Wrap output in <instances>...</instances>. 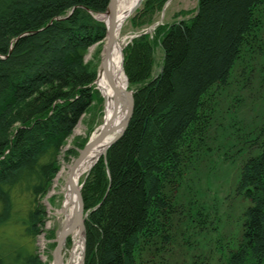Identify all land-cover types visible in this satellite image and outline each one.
Wrapping results in <instances>:
<instances>
[{
    "label": "trees",
    "instance_id": "1",
    "mask_svg": "<svg viewBox=\"0 0 264 264\" xmlns=\"http://www.w3.org/2000/svg\"><path fill=\"white\" fill-rule=\"evenodd\" d=\"M166 1L144 0L134 28L154 22ZM108 4L0 0V264H42L34 247L44 226L41 198L78 121L100 99L85 56L106 36L95 16ZM196 5L193 14L158 25L153 37L137 36L122 50L132 115L81 188L83 264L144 263L171 207L164 186L182 151L203 134L208 103L228 86L235 62L252 71L254 49H262L264 0ZM84 145L73 140V148ZM260 145L241 166L236 191L250 205L225 264H264V137Z\"/></svg>",
    "mask_w": 264,
    "mask_h": 264
},
{
    "label": "rangeland",
    "instance_id": "2",
    "mask_svg": "<svg viewBox=\"0 0 264 264\" xmlns=\"http://www.w3.org/2000/svg\"><path fill=\"white\" fill-rule=\"evenodd\" d=\"M143 2L120 31L121 50L137 36L153 37L158 25L188 17L197 6V0H167L154 15V22L137 30L133 23ZM103 44L104 40L98 44L94 61L89 63L94 73ZM254 51L257 55H254L256 61L251 62L252 71L245 69L244 60L240 64L239 60L235 62L228 86L217 90L207 105L209 121H206L203 134L198 132L188 144L191 145L189 152L182 151L178 171L164 186L171 203L168 216L161 221L153 246L145 248L143 264H225L227 254L235 248L241 235L243 213L250 205L236 191L241 166L260 153L264 137L260 135L264 129V42L261 50ZM131 87L128 84L129 91ZM102 113L100 98L82 115L62 148L59 169L41 198L45 209L44 226L34 247L42 264L53 263L52 252L60 228L55 211L61 206L60 184L64 180H59L55 188L54 180L61 168L72 165L82 150L73 148V140L79 139L86 144L101 124ZM70 148L72 154H68ZM88 175L82 178L83 183ZM70 251L68 240L63 250L64 264L69 261ZM83 257L81 252L79 264H83Z\"/></svg>",
    "mask_w": 264,
    "mask_h": 264
},
{
    "label": "bare ground",
    "instance_id": "3",
    "mask_svg": "<svg viewBox=\"0 0 264 264\" xmlns=\"http://www.w3.org/2000/svg\"><path fill=\"white\" fill-rule=\"evenodd\" d=\"M142 2L143 0H115V23L112 36L113 45L109 53V58L107 62H105V67H103L102 63L105 56L104 48L113 25L111 23V15L104 13L103 15L96 16V18L101 19L105 25L106 39H104V47L99 53L95 79L91 87L100 96L103 102V113L102 122L91 136L90 141L94 140L103 130H106L107 134L99 142L90 147L71 175H69V169L72 165L62 167L54 180V188L58 187L59 180H64L63 183L60 184L61 194L63 196L61 206L55 211L60 226L57 236L62 231H68L80 217L79 202L76 192H81L83 186V181L81 180L89 173L96 162L103 157L106 150L111 146V142L121 133L129 117L131 94L128 90V81L122 67V50L118 43V36L126 21ZM99 43L92 45L88 49L85 56L86 63L94 61L93 57ZM116 92L119 93L118 111L114 119H112V113L116 103ZM68 240H70L71 243V251L67 264H79L80 254L83 249V231L81 227L74 229L68 238L61 243V264H64L63 250L66 248ZM52 264H57V262H53Z\"/></svg>",
    "mask_w": 264,
    "mask_h": 264
},
{
    "label": "water",
    "instance_id": "4",
    "mask_svg": "<svg viewBox=\"0 0 264 264\" xmlns=\"http://www.w3.org/2000/svg\"><path fill=\"white\" fill-rule=\"evenodd\" d=\"M105 14H109L111 15V23L113 25V27L111 28L110 32H109V38L107 40V43L105 45V50H104V61L103 63V67H105V62H107V59L109 58V53L111 50V47L113 45V29H114V23H115V0H109V4L107 7V10L105 12ZM95 19H97L95 17ZM98 20V19H97ZM106 39V37H105ZM131 94V93H130ZM115 99H116V103L114 106V110L112 113V119H114V117L117 114L118 111V99H119V93L116 92L115 93ZM132 109H133V97L131 94V107H130V114L129 117L121 131V133L119 134V136L114 139L111 142V145L114 144L123 134L124 130L126 129L128 122L130 120V117L132 115ZM107 134L106 130H103L94 140L92 141H88L85 146L83 147V149L79 152L77 158L74 160L71 168L69 169V175H71L74 172V169L76 168V166L78 165V163L84 158V156L86 155V153L88 152V150L90 149V147L94 144H96L97 142H99L105 135ZM107 152V150H106ZM106 152L104 153V157L106 156ZM77 198H78V202H79V209H80V217L75 221V223L73 224V226L68 230V231H62L59 233L58 236H56L55 239V248L52 252V258H53V262H57V264H61V252H60V245L61 243L68 238V236L70 235V233L76 229L77 227H81L82 231L84 232V219L86 218V213H84V205H83V199H82V195L80 191H77ZM83 253H84V237H83ZM84 259V257H83Z\"/></svg>",
    "mask_w": 264,
    "mask_h": 264
}]
</instances>
